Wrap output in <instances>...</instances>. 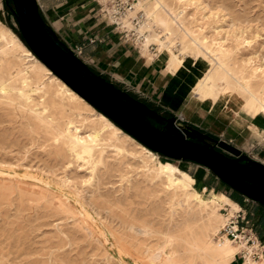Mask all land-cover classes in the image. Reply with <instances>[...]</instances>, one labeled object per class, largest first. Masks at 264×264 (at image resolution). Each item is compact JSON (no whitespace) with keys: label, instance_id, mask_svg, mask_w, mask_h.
I'll list each match as a JSON object with an SVG mask.
<instances>
[{"label":"rangeland","instance_id":"374dc122","mask_svg":"<svg viewBox=\"0 0 264 264\" xmlns=\"http://www.w3.org/2000/svg\"><path fill=\"white\" fill-rule=\"evenodd\" d=\"M117 1L129 2L125 21L123 17L121 21L129 39L140 46L133 28L145 23L143 11L139 9L130 17L134 0L113 2ZM149 1L157 4L147 13L159 10L169 19L180 13L182 30L203 40L221 66L233 72L239 81L237 97L192 103L209 118L221 117L237 129L231 132L226 126L215 133L221 147L226 149V142L239 149L237 153L264 164V124H258L244 106L249 96L260 97L264 104V0ZM88 3L103 9L105 21L116 30L109 19L112 0H86ZM41 19L50 26L44 12ZM151 23H145L148 30L141 31L144 35ZM18 31L14 16L0 0V33L12 41L5 47L0 40V264H213L204 249L213 235L204 230L207 226L218 228L217 237H223L220 230L224 226L218 220L208 221L205 215L211 206L199 205L188 193L198 192L208 203L213 195L227 196L232 191H225L220 178L206 165L154 153L132 141L109 119L103 121L99 111L38 61ZM78 47L82 52L77 58L84 63L85 50ZM155 49V44L149 46L153 55ZM182 54L190 60L194 74L200 75L199 60H193L189 49ZM166 121L175 131L174 121ZM94 133L98 137L92 157L71 147V134L86 138ZM198 137L201 140L202 136ZM225 149H221L224 155L236 158ZM167 162L193 179V191L166 183L158 168ZM206 181L212 182V187L222 186L213 191L204 186ZM244 197L251 202L244 203L246 212L253 213L254 200ZM227 209L218 213L227 215ZM248 226L253 228L251 221ZM234 258L232 264H238L240 259Z\"/></svg>","mask_w":264,"mask_h":264},{"label":"bare ground","instance_id":"6f19581e","mask_svg":"<svg viewBox=\"0 0 264 264\" xmlns=\"http://www.w3.org/2000/svg\"><path fill=\"white\" fill-rule=\"evenodd\" d=\"M11 1V8H13L11 13L16 19L18 28L31 52L43 66H46L54 74L57 79L59 78L66 87L72 92L74 91L73 93H75V95L79 98L81 97L99 111L101 115L105 117L101 116L103 121L106 118L109 119V121L118 126L121 131L123 130L126 132L129 137L131 136L133 139H131L132 141L135 139L139 144H142V146L144 145L154 153L165 155L169 158L183 159L184 157H188L205 164L208 170L215 173V176L220 178V180L222 179L227 182L236 190L242 192L247 199L259 201L264 204L263 165L249 160L241 153H235L228 147H226V149L235 154L234 156L237 158L227 159L213 151L211 146L208 144L206 145L204 141L200 140L198 135L195 134V131L189 128H179L175 122V131L171 130L166 119L164 120V118L158 117L142 105L129 99L123 93L115 90L110 84L89 73L80 62L72 58L64 46L61 45L55 37H52L48 31V27L41 23L36 14V4L34 0ZM113 1L114 0H112L111 3L113 5L111 6V14L109 15L111 24L121 23V28L126 31L121 19L123 17V21H125L124 16L127 12L128 5L130 4L128 1ZM153 1L155 2V0H152V2ZM134 2L135 3L128 11V15L133 17L140 9L143 11V17L146 19L144 20L145 23L153 21V23H151L152 25L149 26V33L147 35L143 34L144 31L141 32L147 28L144 22V24L138 23L139 29L133 28L137 31V41H139L141 49L146 53L147 57H149V60L154 58L162 60L164 58L163 60L166 70L172 71L174 74L183 78L193 103L197 104L202 101L215 103L228 96H238L237 90L239 87L237 86V82L239 83V81L232 76L233 72L228 68L221 66L217 56L207 48L206 43L203 40H198L196 39L197 37L195 38L194 36L187 34L185 30H182L183 27L181 28L178 22V16L180 13L176 12V17L169 19L166 16L167 14L165 15L159 10H152L148 13L146 12L150 7L152 8L153 5H156L157 3H149V0H134ZM118 5H124L125 10L117 19L113 14L117 11L116 7ZM158 8L160 9V7ZM126 18H128V16H126ZM127 26L132 28L130 27L132 26L131 24H128ZM159 29L161 31L158 32ZM0 40L4 43L5 47H9L12 42L9 41L8 37L3 33H0ZM151 44H155L156 46V52L154 55L149 51V46ZM211 44L213 43L211 42ZM12 45H14V43ZM188 49L193 54V60L196 58L200 62V70L202 72L198 76L192 71L191 62L187 59L188 57L184 58L182 54L185 50L188 51ZM227 51L226 54H228ZM64 85L63 87L67 89ZM259 98L249 96V98L245 100L244 106L246 111L251 114L252 118L257 119L258 124L259 122L264 124V104L259 101ZM239 109H241V107ZM109 125L112 129L121 133L118 127L116 128L112 124ZM157 126H159V130ZM97 137V133L88 135L86 138L71 134L70 140H68L72 148H77L79 152L86 157H92L93 147ZM80 153L79 155H81ZM161 161L162 160H160V162ZM158 173L165 178L166 183L169 186H181L184 189L193 191L191 187L193 179L188 175L181 173L172 164L168 162L160 164ZM188 195H190L199 205L206 206L208 204L211 206V210L208 207L210 211L205 216L210 222L211 220H218L221 224L220 226L225 227V225L229 223L238 212L244 211L225 195L217 196L212 194V200L208 203L204 202L198 192H189ZM225 207H228L227 210L229 213L227 215L222 214L221 212L218 213L219 210H224ZM209 227L211 226H207L205 230L202 228L204 232L211 230L213 235V237L208 238V244H205L204 249L210 254L213 264H232V260L234 261L236 258H234V256L240 252L244 254V259H241L238 264H264V262L258 263L263 257V248L259 245V242L254 235H252L253 243L248 241L247 236H244V233L239 231H237L235 239L227 238L225 236L217 237L219 229L215 227L209 229ZM233 228L236 229L237 225L235 224ZM254 252H257L259 255L257 261L251 256Z\"/></svg>","mask_w":264,"mask_h":264},{"label":"crops","instance_id":"0c3cea01","mask_svg":"<svg viewBox=\"0 0 264 264\" xmlns=\"http://www.w3.org/2000/svg\"><path fill=\"white\" fill-rule=\"evenodd\" d=\"M85 3L86 0H37L40 14L44 12L48 16L57 37L61 36L71 50L73 46L81 45L85 50L84 64L138 102L161 109L163 117H173L182 124L213 134L220 133L226 126L231 132L237 131L221 117L209 118L207 112L187 97L189 90L185 82L167 71L164 61L149 60L136 42L105 21L103 9ZM221 186L219 183L212 187L213 191ZM237 205L246 214V210ZM256 235L258 237L257 232ZM259 237L262 243L259 245L263 248V257L258 261L261 263L264 262V231Z\"/></svg>","mask_w":264,"mask_h":264},{"label":"trees","instance_id":"16d2710c","mask_svg":"<svg viewBox=\"0 0 264 264\" xmlns=\"http://www.w3.org/2000/svg\"><path fill=\"white\" fill-rule=\"evenodd\" d=\"M11 4H12V1L10 0V2H9V0H8V3H6L5 2V0H4V6L10 11V13H11V11H12V8H11ZM38 12H39V10H38ZM12 14V13H11ZM39 15H40V17H41V14H40V12H39ZM15 19V18H14ZM15 21H16V19H15ZM45 23V22H44ZM18 34H19V37H20V39L24 42V44L27 46V48L29 49V47H28V45H27V43H26V41H25V39H24V37L22 36V34H21V32H20V30L18 31ZM59 39V38H58ZM78 48V46H73V49H77ZM30 50V49H29ZM30 52H31V50H30ZM86 68L90 71V72H92L93 70L89 67V66H86ZM95 74V73H94ZM96 75V74H95ZM103 79H106V78H104L103 77ZM107 80V79H106ZM105 80V81H106ZM114 87H116V89H119V90H122V89H120L119 87H117L116 85H113ZM123 91V90H122ZM125 92V91H124ZM126 94H127V92H125ZM129 97H131L132 99H134L135 97L134 96H132L131 94H127ZM136 99V98H135ZM143 104V103H142ZM143 105H145V104H143ZM146 106V105H145ZM147 108H149L150 110H152V111H154L155 113H157V114H159L160 116L162 115V110L161 109H159V108H154L153 106H146ZM151 107H153V108H151ZM161 117H163V116H161ZM167 118V120H170L171 118H173V117H166ZM184 125H185V127H190V128H192V129H194V130H196V131H198L197 133L198 134H200V135H203V137H204V140H206L207 142H209L210 144H212L213 145V147L215 148V150H217L218 152H221L222 150L221 149H223L222 147H220L219 146V143H220V141L218 140V136H216L215 134H213V133H211V132H209V131H207V130H202V129H199V128H197V127H194V126H191V125H189V124H186V123H184ZM216 146H218L219 148H221V149H219V148H217ZM222 153V152H221ZM183 160H186V161H188V160H190V159H183ZM190 161H195V160H190ZM196 162V161H195ZM204 165V164H203ZM213 174L215 175V173L213 172ZM221 181H222V183L224 184V186H225V191H227V189H230L231 191H229V192H231V194H227V196L234 202V203H236V204H239L241 207H243L244 209H245V207L243 206L244 205V203H246V202H250V201H246L245 200V197H244V195L239 191V190H236L235 188H233L230 184H228L227 182H225V181H223L222 179H221ZM214 184L212 183V182H210V181H206V183H205V185L204 186H206V187H208V188H212V186H213ZM232 187V188H231ZM238 191V192H237ZM251 203V202H250ZM254 203H255V205H256V210L253 212V213H250V212H246V216H245V218L247 219V220H249V221H251L252 222V226H253V229L255 230V231H257V234L258 235H260V234H262V232L264 231V205L262 204V203H260V202H258V201H254ZM258 203V204H257ZM262 205V206H261ZM243 223V222H242Z\"/></svg>","mask_w":264,"mask_h":264},{"label":"built area","instance_id":"2783aa9c","mask_svg":"<svg viewBox=\"0 0 264 264\" xmlns=\"http://www.w3.org/2000/svg\"><path fill=\"white\" fill-rule=\"evenodd\" d=\"M129 6L130 5H128V7ZM124 10H125L124 7H118L117 6V11L113 15L115 16V18L118 19L120 17V15L123 14ZM115 27H116V30H118V32L122 33L125 37H127V32L121 29V27H122L121 23H116ZM72 51L76 57H79L78 55H80L82 52L81 48H79V47L77 49H73ZM245 216H246L245 212H243V211L238 212L237 215L233 219H231L229 221V223H227L225 225L224 228H222L220 230V233L227 238L235 239L236 235H237V231H239V232L244 233V236H247L248 241L253 243L252 235H255V237H257V235L254 233L253 228L251 226L250 227L248 226V223L250 221L247 220L245 218ZM235 224L237 225L236 229L233 228V226ZM243 231H245V232H243ZM257 239H258V237H257ZM259 243H260V241H259ZM235 256H237L240 260L244 259V254L242 252L237 253ZM251 256L255 261H257L259 259V255L257 252L252 253Z\"/></svg>","mask_w":264,"mask_h":264},{"label":"water","instance_id":"95a60500","mask_svg":"<svg viewBox=\"0 0 264 264\" xmlns=\"http://www.w3.org/2000/svg\"><path fill=\"white\" fill-rule=\"evenodd\" d=\"M5 2L8 3V0H5ZM34 2H35V4H36V14H37L38 18L40 19L41 23H42L43 25H45L46 27H48V29H49V30L53 33V35L55 36L56 40H57L61 45H63L64 48L67 49V50L72 54V57H74L78 62H80V63L84 66V68H85L89 73H91L92 75H94V76H96L97 78H99L97 75H95L94 73L90 72V71L86 68V65H85L84 63H82V62H81V61H80V60L74 55L73 51H72L70 48H68L63 42H61V41L58 39L57 35L53 32V30L51 29V27H50L48 24H46V23L43 22V20L41 19L40 15H39V12H38V4H37V0H34ZM99 79H101V78H99ZM101 80H103L104 82L110 84L115 90H117V91L123 93V94L126 95L129 99H131V100H133L134 102H136V103L142 105V106L145 107L148 111L154 113V114L157 115L158 117H161L159 114H157V113H155L154 111L148 109V108H147L145 105H143L142 103H140V102H138L137 100L132 99L131 97H129L124 91L119 90V89H116V87H114L113 84H112L111 82H107V81H105L104 79H101ZM162 118L167 119L166 117H162ZM170 120H173V121L175 122V124L178 125L179 128H189V129L195 131L196 133L198 132V131H196V130H194V129L188 127V126L185 127L184 124H182L181 122L176 121L175 118H171ZM158 127H159V126H157V128H158ZM158 130H159V128H158ZM197 134H198V133H197ZM198 135H200V134H198ZM200 136H202L201 140L204 141L206 144L210 145L211 148H212V150L215 151L216 153H218V154L224 156V157L227 158V159H235V158L227 157V156L224 155L223 153L218 152L217 150H215V148L213 147L212 144H210L209 142H207L206 140H204L203 135H200ZM219 141H220V143H219V146H220V145H222V143H221L222 141H221V140H219ZM223 145H224V144H223ZM225 146H227V147H229L230 149L234 150L236 153H237V152H240L239 149H238V151H236L235 148H234L233 146H231L230 144H228V143H226V142H225ZM220 147H221V146H220ZM222 148L225 149L224 147H222ZM225 150H227V149H225ZM228 151H229V150H228ZM229 152H230V151H229ZM231 153H232V152H231ZM232 154H233V153H232ZM241 154H242V153H241ZM234 155H235V154H234ZM245 156H246L249 160H251V161H253V162H256V163H259V162H257V161L252 160V159L249 158L247 155H245ZM187 158H188V157H184L183 159H187ZM236 158H237V157H236ZM177 159H179V158H177ZM188 159H191V158H188ZM191 160H195V159H191ZM195 161H196V160H195ZM196 162H199V161H196ZM199 163H201V162H199ZM202 164H203V163H202ZM259 164H261V165L264 166V164H262V163H259ZM204 165H205V164H204ZM241 193H242V192H241ZM242 194H243V193H242ZM258 202H259V201H258ZM263 205H264V204H263Z\"/></svg>","mask_w":264,"mask_h":264}]
</instances>
